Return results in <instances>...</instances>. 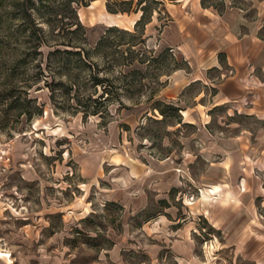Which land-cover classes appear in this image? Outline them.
Wrapping results in <instances>:
<instances>
[{
	"label": "rangeland",
	"instance_id": "rangeland-1",
	"mask_svg": "<svg viewBox=\"0 0 264 264\" xmlns=\"http://www.w3.org/2000/svg\"><path fill=\"white\" fill-rule=\"evenodd\" d=\"M123 1L132 2L123 6L128 14H109L106 0L77 6L85 46L92 50L107 27L133 32L141 17L137 3L144 1V21L153 17L154 22L145 25L131 50L143 64H129L132 55L125 46L107 58L101 51L91 54L90 61L97 62L91 72L76 67L75 59L67 71L60 70L66 62L47 54L64 47L43 46L38 54L17 32V44L1 42L18 22L0 24V93L12 84L11 101L27 95L33 100L29 111L35 104L41 110L27 121L0 95V264H264V192L252 195L261 182L264 186L263 175L249 162L252 179L224 180L204 162L206 139L198 132L205 127L216 141L241 131L251 137L264 122L226 106L211 107L210 84L190 82L186 70L174 74L179 70L173 58L158 57L154 25H160L162 1ZM262 2L207 0L205 5L254 19ZM260 23L264 36V17ZM149 50L158 59L151 60ZM136 68L141 74L133 80L130 72ZM91 73L113 81L111 91L121 105L114 102L94 116L77 109L76 99L88 111L102 109L95 100L102 89L89 81ZM127 81H133L131 88L122 89ZM156 101L164 116L153 110ZM166 159L175 170L162 181L166 164L160 161ZM171 185H176L173 207L163 210L158 200Z\"/></svg>",
	"mask_w": 264,
	"mask_h": 264
},
{
	"label": "crops",
	"instance_id": "crops-1",
	"mask_svg": "<svg viewBox=\"0 0 264 264\" xmlns=\"http://www.w3.org/2000/svg\"><path fill=\"white\" fill-rule=\"evenodd\" d=\"M160 1L163 3V9L159 11L162 19L158 20L160 25H154L156 49L170 48L175 57L184 60L189 68L186 79L190 82L197 80L210 84L214 89L209 100L211 107L226 106L229 112L254 116L264 122V39L260 37L264 7L257 10L254 19H248L240 10L226 8L220 11L202 5V0ZM153 22L152 17L146 28ZM198 132L206 139L202 140L206 148L202 145L205 153L201 156L208 169L220 170L218 175L224 180L247 182L252 179L247 170L250 162L254 164L253 170L261 173L264 179V127L256 136L250 137L246 131H241L217 141L205 127H199ZM169 160L160 161L166 165L159 180H168L169 172L175 170L167 163ZM178 171L185 174L183 169ZM172 190H176V185L165 187V197L158 200L167 203L163 210L173 207L170 203ZM262 192L261 182L252 195L262 196Z\"/></svg>",
	"mask_w": 264,
	"mask_h": 264
},
{
	"label": "trees",
	"instance_id": "trees-1",
	"mask_svg": "<svg viewBox=\"0 0 264 264\" xmlns=\"http://www.w3.org/2000/svg\"><path fill=\"white\" fill-rule=\"evenodd\" d=\"M58 1H60V3L58 5H55ZM90 1L95 0H88V2ZM206 1L207 0H202V5L206 6ZM88 2H86V0H0V24H3L7 21H10L11 23L14 21L18 22L16 29L12 31L13 33H9L8 31L10 29L6 28L8 31L6 32V35H1L3 36L1 37L3 40L1 42L7 43L13 40V42L16 43L17 38H15V33L17 32L19 37L23 36L24 43L30 44L32 46L31 49L35 50V52H37L38 54H42L40 49L43 46L64 47L65 49L63 50L56 48L55 50L50 51L47 54L48 59L53 58L54 60H64L66 62L60 63L62 64L60 70H66L67 68H69V66L71 65L70 62L75 59L76 62H79L76 63V67L80 68L82 66H85L89 68L91 72L92 69L95 68V65L97 66L96 61H90L93 60L91 58V54H97L101 51L102 54L100 57L107 58L109 54L113 51V49H120L125 46H127L126 50L132 55V57H130L129 64H132V61H136L138 65L146 62L142 59H138V56L140 55L138 51H131L132 48H135L139 45V42H137V40L139 37L143 36L144 27L150 21V18L144 21L146 13L145 5L142 6L144 4V1H140L137 3L138 9L136 13L138 11L141 12V17L135 23L133 32L122 30L114 26L107 27L101 37L95 43V46L92 50L86 49V29L81 24L77 16V6H87ZM131 4V1L106 0V11L112 15L128 14V8H123V6ZM59 11H61V14H59ZM153 12L154 11L152 10L151 15ZM44 25L47 26L48 31L43 27ZM260 37L264 39V36L262 34H260ZM125 38L128 39V42L123 43V40ZM3 49L4 48H0L1 54L3 53ZM148 53L151 55V60L158 59L153 57L152 54L154 52L152 50H149ZM160 56L162 57V59H164L166 56L172 57L173 62L177 65L175 70H189L188 65L184 60L183 62L186 67L184 68L181 66V63L177 61L172 49L170 48L162 49L158 57ZM147 62L148 67H151L149 66L150 62L148 60ZM21 64L25 63H15L14 66H19ZM14 66L12 67L13 69H15ZM38 68L40 71V76L46 78L41 69V64L38 65ZM11 72L13 73L12 69L10 70V73ZM139 74L141 73L138 68L134 69L130 72L131 79L134 80ZM7 76H9V74H7L6 77ZM153 76L154 78H156L158 75L153 74ZM124 80H126V77H123L122 81ZM89 81L93 84L95 88L100 87L102 89L100 96L95 99L97 100V102H99L98 104L102 107V109H100V111L98 109L88 111L90 110V107L87 105H83L82 101L76 99L77 109H83L82 111L84 115H103L108 110H106V108L114 104V102H117L121 105L119 96L111 91L113 88H116L113 85V81H111L109 78L98 77L96 74L93 73L90 74ZM127 82L128 83L121 82L123 86L122 89H127V84L128 87L131 88L130 84H133V81ZM11 86L12 84L3 87V91L0 93V95L4 97L5 100H10L8 107L12 108L15 111L17 117H25V120L28 121L34 115L39 114L41 112V110L38 109L36 104L34 106L35 111H29L28 105L32 103L33 100L28 99L26 97L27 89L24 87H22V92L24 95H26L25 98L22 101H20V98H15L13 101H11V88H13ZM138 90L141 93V89ZM113 94H115V96H113ZM152 99L153 98H150V100ZM155 103L157 104L155 107H153V110H156L161 116H164V111H162L159 106L162 103L160 101H156ZM165 107L167 109H170L171 111L178 110V108L174 107L173 105H165ZM160 203L163 206L167 205L165 201H160ZM150 219H152V217H148L147 221H149Z\"/></svg>",
	"mask_w": 264,
	"mask_h": 264
}]
</instances>
